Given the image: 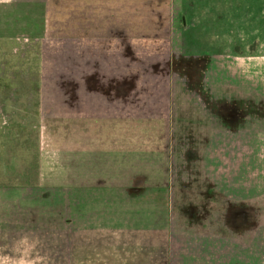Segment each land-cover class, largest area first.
Masks as SVG:
<instances>
[{
	"label": "rangeland",
	"instance_id": "rangeland-1",
	"mask_svg": "<svg viewBox=\"0 0 264 264\" xmlns=\"http://www.w3.org/2000/svg\"><path fill=\"white\" fill-rule=\"evenodd\" d=\"M0 185L61 213L70 264H183L225 236L252 264L264 0H0Z\"/></svg>",
	"mask_w": 264,
	"mask_h": 264
},
{
	"label": "crops",
	"instance_id": "crops-1",
	"mask_svg": "<svg viewBox=\"0 0 264 264\" xmlns=\"http://www.w3.org/2000/svg\"><path fill=\"white\" fill-rule=\"evenodd\" d=\"M5 190L6 187L0 185V264H70L69 228L67 224L62 225L61 213H55L57 223L52 226L47 216L49 212L44 208L37 211L22 209V203L30 206V201L35 202L33 197L19 193L6 195ZM9 190L14 188L10 186ZM262 241L259 238L258 243L256 239L257 243L252 245V264L260 261ZM244 242H230L225 236V240L213 241L209 256L189 257L183 264H229L234 259V252L236 264H244Z\"/></svg>",
	"mask_w": 264,
	"mask_h": 264
}]
</instances>
